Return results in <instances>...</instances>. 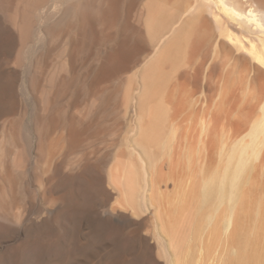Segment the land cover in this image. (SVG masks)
<instances>
[{"label": "bare ground", "instance_id": "obj_1", "mask_svg": "<svg viewBox=\"0 0 264 264\" xmlns=\"http://www.w3.org/2000/svg\"><path fill=\"white\" fill-rule=\"evenodd\" d=\"M67 1L69 4L63 8L60 17L43 28L38 16L52 0H0V121L12 116L9 111L15 100L16 105L19 102L20 96H17L12 84L19 77L17 67L21 69L26 66L30 51L35 48L37 33L44 32L46 40L56 41L69 35V30L73 31L72 35L69 32L72 36L69 37L70 41L65 44L64 41L62 48H58L59 56L67 55L66 58H70L62 68L57 66L51 73L40 74V67L46 64V59L52 53V49L45 51L44 47V52L36 55V68L30 72L31 87L40 91L37 101L42 98L39 102L40 113L34 120L35 143L32 145L29 142L24 146L22 139L25 125L22 118L20 121L5 120L6 129L0 136V221L9 224V232L22 227L21 231L26 236L13 252L18 259L10 264H57L66 253L72 255L74 250H70L69 246L73 247L76 241L81 244V254L90 256L98 251L104 252L101 264H156L153 256L155 247L138 235L146 221H129L137 227L134 226L136 230L132 237H140L145 249V258L136 262L131 259L132 253L128 249L113 248L112 245L110 249H113H108L102 239V232L95 233L85 216L80 215L86 208L83 192L87 202L93 200L95 203L100 199L108 202L118 195L117 202L128 205L132 219L141 216L142 205L131 198V186L137 175L136 165L131 159L122 168L114 165L108 168L111 162L109 155H105V160H99V156L97 160L84 157L85 160L75 166L71 174L62 178L59 175L60 165L54 162L55 154L62 151L60 147L65 150L66 158V154L76 151L93 135L113 133L117 129L126 96L125 81L120 72H125L133 63H137V55L142 53L148 55L144 65L134 74L141 85L134 96L137 120L133 142L145 161L141 168V195L154 207L153 217L172 245L173 255L163 257L165 264H206L208 261L210 264H264V184L258 175L262 170L258 168L261 164L258 162L264 156V0H154L161 6V17L150 16L146 30L144 22L147 13L144 9L136 8L137 4L145 0ZM131 5H135L136 10L130 7L134 11H131L133 17L130 21L128 17L132 15L128 16L126 12ZM121 12L128 16L127 20L121 17ZM115 29L117 31L114 33ZM113 40L115 43L107 45L106 49L103 47ZM98 44L104 48L98 51V63L85 73L87 69L83 67L86 65L79 67L83 75L81 72L76 74L74 70L78 68L77 62L82 63L84 60L78 61L77 58H84L92 45ZM220 53H224V58H245L251 62V67L250 62H247L249 65L246 69L249 71H241L236 76L237 66L235 68L232 65L229 76L225 73L228 80L220 89L219 101L213 107L214 113H211L212 116L208 114L209 120H206L205 114L199 119L193 138L195 146H179V140L183 139L179 118L184 114L186 117L183 116V122L191 117L195 104L200 100L196 96L203 94L204 89L208 90L210 86L204 83L205 79L214 77L207 72L210 68L207 65L209 58L219 57ZM89 55L90 58L92 55ZM193 58H202L196 68L192 66ZM186 66H192L191 69L195 71L193 81L188 71H181ZM252 70L255 71V78L250 79L251 73H254ZM68 72L70 75H67ZM240 74H244L245 78ZM45 75L46 79L41 81ZM253 79L258 82L256 88L252 85ZM114 80H119L116 85ZM185 82L193 84L194 92L181 93V85ZM239 85L242 86V102L255 101L258 113L244 121V128L240 132L219 140L218 166L209 172L200 160L204 158L210 142V125L221 114L224 103L234 99V89ZM70 94L77 98L91 96V103L88 110L85 108L83 118L69 115L68 109L62 104L64 97ZM181 98H185L184 102L179 101ZM169 104L180 106L182 111L175 108L171 113ZM10 113L13 114L12 111ZM235 120L236 124L243 122L237 117ZM58 130L61 138L54 140V133ZM30 150L35 151L39 163L49 165L52 173L48 179L42 176V165L33 167L30 164ZM134 153H129L130 158L133 159ZM61 162L64 164V161ZM29 164L34 169L27 171ZM29 172L31 179H28ZM42 178L46 183L42 200L44 204L54 205L55 208L46 209V216L40 220L30 219L19 225L16 217L10 216L9 210L26 204L27 200L33 201L36 197L32 189L36 185L34 181ZM116 178H120V182ZM199 178L201 181H198ZM65 179L74 180L71 186L75 183L81 188L76 186L70 191L62 190ZM113 210H106L105 213L128 225L125 221L128 215ZM191 213L189 219H193L186 222H190L189 226H185L184 219ZM183 226L189 227V240L185 239L187 242L184 244L175 243V240L183 239L180 237ZM87 229L90 232L83 237ZM102 248L105 250H100ZM161 254L159 251L160 257ZM0 259V264H9V260Z\"/></svg>", "mask_w": 264, "mask_h": 264}, {"label": "rangeland", "instance_id": "obj_2", "mask_svg": "<svg viewBox=\"0 0 264 264\" xmlns=\"http://www.w3.org/2000/svg\"><path fill=\"white\" fill-rule=\"evenodd\" d=\"M68 4H69V1H67V0H52V2H50V5H48L49 7L46 6V8H44L40 11L39 16H38L39 23L41 22L40 24L43 25V28L46 25L45 26V28H46L47 25L53 23L56 19H58V17H60L59 14H61L63 8L66 7ZM137 5H138V7H137ZM137 5H136L137 10H140V8L144 9L147 13V16H148V17L146 16V18H145L146 21L144 20L145 21L144 22V29L145 30L147 27L146 25L148 22V18L150 16H154L157 18L161 17V14L159 12L161 9V6L159 3L157 4V2H155L154 0H145L142 4H137ZM134 6L135 5H131V6H129V8L128 7L127 8L130 9V7H131V9H134L135 8ZM127 8L125 9L126 11L128 10ZM136 8H135V10H136ZM131 9L128 10L127 12L125 11L128 16L130 14L132 15V13H134V11ZM43 10H44V13H42ZM131 11H132V13H131ZM125 12H123V13L121 12V15L123 14V16H121V17H123V19L126 18L125 20H127L128 16L126 14H124ZM128 12H130V13H128ZM41 15H42V17H41ZM124 15L126 17H124ZM132 17H133V15L131 17L129 16L128 20H130ZM134 18H135V16H134ZM134 18H133L132 22H134ZM125 20H123V21H125ZM96 29H100V28L97 27ZM116 31L117 30L115 29L113 32L115 33ZM69 32H71V30L68 31L69 35H66V37L62 38L61 40L57 39L56 41H58V42H56L55 40L51 41L50 39L46 40L47 35H45L44 32L39 31L37 33V36H36L37 41H36V44L34 47L35 48H37L38 46H40V47H38L37 49L34 48L30 51V55L27 58L28 63L26 62L25 67H23V68L21 67V69H20V67L19 68L17 67L18 73H19V75H18L19 77L15 80L17 83V86H16V83H14V85L12 84L13 87L15 86L16 92L19 94V95L17 94V96L18 97L20 96L19 98L17 97L19 99L20 103L17 102L18 104L16 105L15 104L16 100H15L14 104L11 107L12 110L10 109V111H9V114L12 116L8 115L9 117L6 116L7 118H3L4 120L2 119L0 121V125H1L0 126V136L3 135L4 128L6 127V125L4 126L5 120H7L9 122V119H11V121H12V119H13V121H17V120L22 118V119H24V125H25V127L23 126V128H24V134L23 135L24 136H23L22 142H23L24 146H26V144L29 142L33 145V142L35 141V138H34V135H35L34 123H35V121L34 120L36 119L37 115L40 113L39 102L42 100V98L39 100V102L37 101V97L39 96L38 94L40 93V91L36 90V88L31 87L30 72L31 71L33 72V70L36 68L35 67L36 66V63H35L36 55L39 54L38 52H41V51L44 52V50H43L44 47H46V48H44L45 51H46V49L47 50L52 49L51 50L52 53L50 55L52 57L49 56L48 57L49 59L47 58L48 60L46 59V61H45L46 64L44 63L43 67L42 66L40 67V68H42V71L39 69L40 70L39 72H41L40 74H42V73L45 74L48 71H50L48 73H51L57 68V66H58V68L59 67L62 68V65L64 63H66L67 60L69 61L70 58L69 57L66 58L67 55L59 56V54H58L59 49L62 48V46L66 42L70 41V38L72 37L71 35H72L73 31L71 32V35ZM43 33H44V35H43ZM147 39H148L149 46H151L152 43H151L150 39L149 38H147ZM114 41L115 40H113L112 42H108L107 44H104L103 47L106 49L109 45L113 44ZM63 42H64V44H63ZM44 43L47 44L48 46L44 45ZM49 45H51L53 48H51V46H49ZM98 45H95V46L92 45L91 49L87 51L89 53L87 55H85L84 58H77L78 61H80L81 59L82 60L84 59V60L82 61V63H81V61L77 62L78 68L75 67V70H74L76 72V74H80L81 70L79 69V67H82L84 65H86L83 67L84 70L85 69H87V70H85L84 72L82 71L83 73L89 72L90 70H92L95 67L94 65H96V63H98V61L100 59L99 58V54H100L99 50H101V48H103L102 45H101V47H100V45L98 47ZM146 46H148L147 43H146ZM47 47H49V48H47ZM35 50H36V54H34ZM90 53L92 56L89 55ZM88 55L91 57L89 58ZM147 55H148V53H146V54L142 53V54L137 55V59H138L137 61L139 62V64H138V62L133 63V65H131V67H129L128 70L126 69L125 72H124V70L122 72H120V75L122 76L123 81H125L126 96H124L123 111L120 114L119 121H118L119 126H117V129L115 128L114 129L115 131L113 130L114 131L113 133L111 131V133H106V134L103 133V134L93 135L91 137L92 140L90 139V140L85 141L79 148H77L78 150L76 149V151H72L71 153L66 154V158H64L65 157L64 154L66 153V152L64 153L65 150L61 149V147H60L59 149L62 150L63 153H62V151H58L59 149H57L58 152L55 154V159H54L55 161L54 162L55 163L57 162L60 165L59 175H61L60 177L62 178V177H65V176L71 174L73 168L75 166H77L82 160H85L84 157L85 158L87 157V159L93 158V159L97 160L98 156H99V160H105L107 158V156L109 155L110 157H108V158L111 159V162L108 165V168H109V166L111 167L113 165H114V167L120 166V168H122L123 166H126L130 162L129 159H131V162L136 165V170H137L136 181L132 184L133 186H131V190H130L131 198L134 202L140 203L142 205V211L140 213L141 216L139 218L136 217V220H135V218L132 219L133 217L131 218V216H132L131 209L130 208L128 209V207H127L128 205H126V203L122 202V201L120 203L117 202V196L118 195H115L116 197H114L112 200H110L108 202H104L103 199L102 200L100 199V201H101V202L99 201L100 203L99 202L95 203L92 199H91L92 201L87 202L86 201L87 197L83 192H82V195H83L82 198L85 202L84 205L86 208H85V212H83L84 214L83 213H81V214L78 213V214H80L81 217L85 216V218L88 221V224H90L89 226H91L90 228L94 229L95 233H99V232L101 233L102 232V235H104V237H102V239L107 243L106 245L109 246V247L106 246L108 249H110L112 246H113V248L118 247V248L123 249V250L128 249L132 253L131 259H133L136 262L142 261L143 258H145L144 257L145 256V253H144L145 249H144L143 245L141 244V241H140L141 238L140 237H143V238H146L148 240V244L153 245L155 247L153 256H154V259L156 261V264L157 263L165 264V262H164L165 260L163 257L166 256L167 254H168L167 256L173 255L172 245H171L170 241L168 240V237L166 236V234H163L162 231H160L159 226L157 224V221H156L155 217H153L154 213H155L154 207H152L150 205L149 201L146 199L145 196L141 195V191H143V180L141 179L143 171L141 168H142V165L145 163V161H144L143 156L140 153V151H138L139 148H137L133 142V136L135 134L136 120H137V115H136L137 114V112H136V110H137L136 105L137 104L135 102L136 100L134 99V96L140 90V85H141V84L139 85L138 79L136 78L137 76L134 74L136 73V71H138V69H140V67H142L144 65V63L146 62V60H144V59H146L145 57ZM213 55H215V52ZM33 56H35V58ZM56 56H58V58ZM215 56H212V58H209V62L207 64L210 67L209 69L207 67V69H208L207 72H210V73H212V75H214V77L210 76L211 80L209 77V79H205V81H204V83H206V84L209 83V85H210L208 90H206L207 89L206 88V89H204L205 91L203 92V94L201 93V94L197 95L198 97L196 96V98H199L200 100L195 104L196 106L194 107V110L191 113V117L189 116L190 118L184 120L183 122H182V119H184L183 116H185V115L183 114L182 117L179 118V121H181L180 135H183V137H182L183 139L179 140V146L188 145L190 148L195 146V143H194L195 141L193 140V138L195 139V136H196L195 133H197L196 131L198 128L197 125H198L199 119H201L204 114H205L204 116H205L206 120L207 119L209 120L210 116H212L211 113L214 110L213 107H215L217 100L219 98L218 95L221 93L222 88L227 83L226 79L228 80V77H226V76H229L228 75L229 71L232 70L233 66H235V68L237 66V68H239V69L236 68L235 71L237 72L236 76H238L237 74L241 73V71L247 70L246 66H247V64L249 65V63H247V62H250L249 60L247 61V59H245V58H242V59L241 58H224V53H220L219 57L218 56L215 57ZM96 57H97V59H96ZM77 59L75 58V64L76 65H77V63H76ZM193 59H195V60H193L192 66H194L196 68L199 66L200 62H202V58H193ZM244 60H246V61L244 62ZM83 63H85V64H83ZM243 63H245V64H243ZM137 64H138V66H137ZM45 65H46V67H45ZM92 66H93V68H92ZM89 67H90V69H89ZM191 67L188 68L186 66L181 71L182 72L188 71V74L190 73V76L193 78L195 75L194 74L195 71L193 69H191ZM250 67H251V62H250ZM83 68H82V70H83ZM88 69H89V71H88ZM214 70H215L216 74L214 73ZM247 71H249V70H247ZM65 72H67V71H65ZM82 72H81V74L83 75ZM244 72H242V73H244ZM252 72H254V73H251L250 79H252L253 77L255 78V71L252 70ZM68 74L70 75V72H68L67 75ZM244 74H242V75L240 74V75L243 78H245ZM71 76L73 77V75H71ZM45 77H47V76L46 75L42 76V78L40 80L42 81ZM193 80H194V78L192 79V81ZM253 80H254V84H252V85H254L255 88H256V86L258 87V85H257L258 82L255 79H253ZM118 81L116 82V80H114V85H116L118 83ZM189 83L190 82H188V83L185 82L182 84L183 86L181 85V87H182L181 93L187 92V91L194 92L195 87L193 86V84H189ZM250 83H253V81L251 82V80H250ZM40 88H41V85H40ZM241 93H242V86H240V85L236 86L234 89V92H233V96H232L234 99L227 101L228 103L227 102L224 103V106H223L224 111L221 110V114L210 125L211 132H212L210 142L208 143L206 152H204L205 153L203 156L204 158L202 160H200L201 163L206 165L209 172L210 171L212 172V170H216L215 168H216V166H218V163H217L218 157L217 156H218L219 147H220V143H219L220 141L219 140L223 137H226L227 135L232 136V135L236 134L237 132H240L244 128V126H243V125H245L244 121L245 122L248 121L250 118H252V116L254 117V115L256 116L257 115L256 113H258L257 112L258 109H255V108H257V105L255 104L256 102L254 101L255 102L254 103L253 101H251V102L247 101L248 103L244 102L245 103L244 104L242 102L243 100L241 97ZM66 96L64 97L62 104H64L66 106V108L69 110V111L67 110V113L69 115H72L73 117L83 118L84 117V115H83L84 110H86V109L88 110V106L91 103V100H92L91 96L90 95H82V97H80V98H77L73 94H70L67 97ZM235 97H236V99H235ZM18 99H17V101H18ZM184 99L185 98H181V100H179V101L184 102ZM252 102L256 106L254 104H252V105L249 104ZM241 103H243L244 105H242ZM73 105L76 107V110H75V107ZM70 106H72V107H70ZM179 107L178 106L175 107L174 105L169 104V110L171 113H173V110L175 108L179 110L181 108V107L180 108ZM226 109L228 112L226 111ZM11 111L13 112V114L10 113ZM186 112H184V113H186ZM222 112H224V113H222ZM186 115H187V113H186ZM236 117L243 120V122L240 123L241 125L239 123L238 124L235 123ZM59 132H60V130L56 131L54 133L55 136L54 135H53L54 137L52 136L54 138V140H57V138H61L60 137L61 134ZM183 140H184V142H183ZM206 140L208 141V139H206ZM182 143L184 145H182ZM30 151H29L30 152L29 153L30 154L29 160L31 162L30 164H32L33 167H35V166L41 167L40 165H42L41 168L44 169L42 176H43V178L45 177L44 179H48V177H50V175L52 173L49 165L45 164V163H44V165H43V163L42 164L39 163L37 161L38 159L36 158V155L34 153L35 151L34 152H33V150H30ZM131 151L135 152L133 159L130 158V155H129V153H131ZM62 154H63V156H62ZM105 155H107V156H105ZM263 155H264V150H263ZM111 156H112V158H111ZM58 161L59 162L64 161V164H63V162H61V164H60ZM258 163H261L260 165L258 164L259 165L258 168H260V170L262 169L260 171V174L258 172V175L261 177V180L264 184V179H262V176L264 177V173H263L264 172L263 171L264 170V156H263L261 162H258ZM32 165L28 166L27 171H30L33 168ZM261 166H262V168H261ZM43 178L38 179L36 182L34 181V183L36 185L33 186L34 188H32V189L34 190V192H36L35 193L36 197H34V199L36 198L35 201H34V199H33V201H30V202H28V200H27L26 204L23 203L22 205L16 206L14 209L9 210V211H11L10 212L11 215H10V213H8V214L12 217L14 216V218L16 217V219L19 222V225H20V222L21 223L29 222L30 219L40 220L41 218L46 216V213H47L46 209H48V208L54 209L55 208L54 205L44 204V202L42 200L43 199L42 195H44L45 190H46V186L44 185L46 183H44ZM28 179H31L30 172L28 173ZM116 179H118V182H120V178H116ZM116 179H114V180H116ZM65 180H64L65 184H64V182L62 183V187H63L62 190L68 189L70 191V189L73 190V188H76V186L77 187L79 186V185L75 186L74 185L75 183L71 186V183H73L74 180H70V179H67L68 181L67 180L65 181ZM198 181H201V179L199 178ZM51 184H54V183H51ZM49 186H50V184H49ZM70 186H71V188H70ZM79 188H81V187L79 186L78 189ZM55 193H58V192H55ZM111 209H112V211H111ZM113 209H115L116 211H122L126 216L128 215V218L125 220L128 225H126L125 223H121V222L117 221L116 218L110 217V216H108V214L105 213L106 210L107 211L110 210L109 212H113L114 211ZM100 213H102V214H100ZM21 217H22V219H21ZM189 217L190 218L192 217V213L190 216L188 215L187 218L185 217V219H184V221H185L184 224H186L185 226H189L190 222H188V224L186 222L191 221L193 219L192 218L190 220ZM109 219H111V221ZM114 219H115V221H114ZM102 220H104V221H102ZM130 220L137 222V223L142 222V221H144V222L146 221L145 224L143 225V227H141L140 231H138V235L140 237H132L133 232L136 230L135 228H137V227L134 225L135 224L134 222L133 223L129 222ZM113 221L115 222V224ZM105 223H106V225H104ZM19 225H17V226L19 227ZM114 226H117V227H114ZM134 226H135V228H134ZM188 229H189V227L188 228L184 227V229L182 231L183 234L180 235V237L182 236L184 240L180 238L181 240L177 239V240H175V243L177 242L178 244L179 243L184 244V242H187V241H185V239L187 240L188 239L187 237H189V234H188L189 230ZM21 230H22V227L9 232L10 231L9 224L7 222H1L0 221V258H4V261L6 260V262H8V260H9V262H8L9 264L12 263V261H14V260L16 261L18 259V257L16 255H14L13 252H15L16 247L18 245H20L25 240L26 236L24 235V232H22ZM89 232H90V229L85 230L83 237H85V234L89 233ZM80 246H81L80 243H78L77 241H76V243L74 242L73 247L69 246L70 250H74L72 255L70 253H68L69 255L66 253L67 255L65 254L64 255L65 257L63 258V260L58 262V263L59 264H65V263L67 264V262H68V264H101L102 257H104V252L98 251V253H93L92 255L90 254V256H88V255H85L87 253L81 254L79 252ZM184 247L185 246L183 245L182 248H184ZM107 248H106V250H107ZM69 249H67L66 252H68ZM112 249H110V250H112ZM100 250L104 251L105 249L102 248ZM159 251H160V254L164 251L161 254V257L159 255ZM211 253L213 254V252H211ZM67 257H68V259H66ZM64 259H65V261H64ZM69 259L71 262H69ZM72 260H74L75 262ZM208 260L209 259H207L206 261H208ZM54 264H56V263H54ZM206 264H210V262L208 261V262H206Z\"/></svg>", "mask_w": 264, "mask_h": 264}]
</instances>
